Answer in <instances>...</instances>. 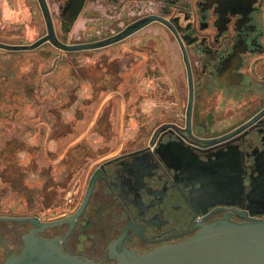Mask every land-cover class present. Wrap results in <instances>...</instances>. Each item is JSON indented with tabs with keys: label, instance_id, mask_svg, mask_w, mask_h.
I'll use <instances>...</instances> for the list:
<instances>
[{
	"label": "flooded vegetation",
	"instance_id": "obj_1",
	"mask_svg": "<svg viewBox=\"0 0 264 264\" xmlns=\"http://www.w3.org/2000/svg\"><path fill=\"white\" fill-rule=\"evenodd\" d=\"M226 217L264 218V0H0V264Z\"/></svg>",
	"mask_w": 264,
	"mask_h": 264
},
{
	"label": "water",
	"instance_id": "obj_2",
	"mask_svg": "<svg viewBox=\"0 0 264 264\" xmlns=\"http://www.w3.org/2000/svg\"><path fill=\"white\" fill-rule=\"evenodd\" d=\"M6 264H94L65 253L61 246L32 233L20 256ZM118 264H264V218L244 222L228 217L202 225L182 243L148 254L127 251Z\"/></svg>",
	"mask_w": 264,
	"mask_h": 264
},
{
	"label": "rangeland",
	"instance_id": "obj_3",
	"mask_svg": "<svg viewBox=\"0 0 264 264\" xmlns=\"http://www.w3.org/2000/svg\"><path fill=\"white\" fill-rule=\"evenodd\" d=\"M142 82L141 80L139 81V83ZM141 92H138L136 90H133L132 94H131V100H135L138 98V95L140 94ZM94 111L92 110L91 113H93ZM91 115V114H90ZM50 117V115L48 114V116H46L44 113H43V109H40V118L38 119V122H40L42 124V126H44L43 128H45L47 125L49 126V121H48V118ZM81 128H79L80 130Z\"/></svg>",
	"mask_w": 264,
	"mask_h": 264
}]
</instances>
